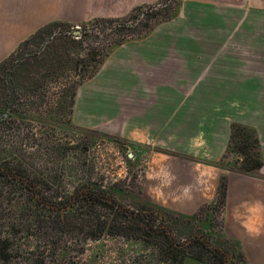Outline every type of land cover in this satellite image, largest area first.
<instances>
[{"label": "crops", "instance_id": "crops-1", "mask_svg": "<svg viewBox=\"0 0 264 264\" xmlns=\"http://www.w3.org/2000/svg\"><path fill=\"white\" fill-rule=\"evenodd\" d=\"M151 1L0 0V62L49 23L79 25L96 17L120 16ZM180 3L172 22L142 40L117 47L106 58L79 87L74 114L95 115L75 117L79 127L172 150L155 151L150 145L156 155L142 195L173 211L193 214L217 196L224 170L213 162L226 150L232 122L257 129L264 156V96L252 92L264 89V0ZM212 74H217L215 85L209 81ZM102 78L111 90H106L108 99L102 104L124 109L88 110L84 100L93 99L95 93L85 86L96 80L101 90ZM209 89L216 92L210 94ZM196 90L202 92L194 97ZM239 105L258 107L257 112L248 110L235 119L225 115V107ZM219 122L227 123L221 142L208 133ZM260 171L264 173V166ZM227 173L225 234L241 243L250 264H264V178Z\"/></svg>", "mask_w": 264, "mask_h": 264}, {"label": "rangeland", "instance_id": "rangeland-1", "mask_svg": "<svg viewBox=\"0 0 264 264\" xmlns=\"http://www.w3.org/2000/svg\"><path fill=\"white\" fill-rule=\"evenodd\" d=\"M166 1L168 0H153L140 5L160 7L162 2ZM180 4V0H171L169 4H164L163 7L165 8L159 10L161 11L159 17H154V20L146 22L147 25L144 30L151 29L150 33L143 37L138 35L136 38L126 40L120 47L129 42L142 40L150 36L155 30L157 31L161 25L172 22V19L163 21L161 19L164 16L166 17L168 13H171V15L176 14L180 9ZM137 6H134L123 15L110 18L128 17ZM175 8L176 10H174ZM155 22L156 24L152 27ZM69 29L81 31L82 27L75 26ZM54 31H49L46 36L39 37L19 53L17 58H26L21 65L17 66L16 63L14 67L11 64L0 69V167H14L15 164L21 163V167L25 171L39 173L36 179L41 182L43 180V182H37V189L51 196L68 197L75 192V188L90 181L97 185L103 184L108 189H112L113 192L120 191L123 195L136 198L141 194V191L143 192L147 175L151 171V159L156 155L152 153L153 149L150 145H154L155 151L171 152L172 150L164 148L165 145L159 146L156 143L151 144V142L150 144L147 142H124L121 144L114 138L118 136L103 134L95 129L82 126V128L96 132L97 135L84 133L74 127L78 125L75 117H80L79 114L77 116L74 114L75 109L77 111L78 107L76 108L74 104L75 107L70 108L71 99L67 98L63 101L61 97L66 94V91L67 93L70 92L69 89L73 85V81L82 79V75L85 73L88 58H85L82 65L76 66L77 61L80 59L79 51H81V47L93 48L99 46L101 48L105 41L102 38L92 36L86 39L84 43H80L79 40L73 39L79 38L76 35H68L64 39L61 37L62 45H65L66 50L60 48L56 51V58L52 56L53 45L48 49V42H51ZM55 40L54 46L58 44L59 38L57 37ZM65 41L66 43H64ZM60 62V70L59 68L51 70L55 68V63L60 64ZM212 62L216 64V59H212ZM214 67L216 68V66ZM41 74L46 77L36 84L31 83L30 79L32 77L38 76L40 78ZM258 75L260 76V74ZM199 76V74L194 75V77ZM216 77L217 74L209 75V81L213 82V85L216 83ZM99 85H101V90L97 89L96 80L85 86L86 89L94 90L95 93L93 99L90 100L86 96L84 100L88 104V110L97 112L104 109L108 113L111 110L114 112L125 108L123 106L102 104L106 103V99H108L105 97L106 90L109 92L111 90L105 88L106 83L103 78ZM12 88L15 96L17 95L18 103L25 96L28 97V105L25 101V105H17L19 110L23 111V117L18 115L11 118L9 115L2 114V111L7 107L6 104L9 101ZM195 92L199 94L202 91L196 90L194 94ZM208 92L213 94L216 91L209 89ZM252 92L253 95L258 96L261 94L264 96V89ZM196 96L195 94L194 97ZM132 108L133 111L139 110V107ZM257 108L239 105L225 107L224 112L225 115H231L235 119L236 115L243 116L248 110L257 112ZM209 110L212 111L210 107ZM253 114L256 115L257 113L253 112ZM96 116L99 118L100 114L98 113ZM93 117H95L94 114L83 113L80 118ZM226 125L227 123L219 122L214 131L208 132L210 137L221 142L227 135ZM159 141V138H156V142ZM232 160H235L234 156L226 162ZM210 161L213 160L210 159ZM259 174L264 178V173L260 171ZM32 193L23 184L18 183L13 175L4 177L0 174V235L11 237L9 249L4 253L6 258L0 256V264H68L71 261H59L55 256L58 255L62 243H57L54 246L55 261L50 260L51 257H48V252L47 255L40 252V255H46L43 260L36 262L32 260L30 246L38 245L40 251L53 246L51 242H45L41 237L43 234L39 233L40 235L36 238L35 229L31 231V234H33L29 238L25 237L27 234L20 229L18 230V239L16 236L14 238L11 235V224L14 215L10 206L11 202ZM182 237L184 236L179 235V238ZM138 240V238H128L120 235H105L99 240L86 241H79L74 238L71 243L73 247L70 249V254L77 257L72 260V264H168L157 257L152 243L143 246ZM239 244L241 245L240 242ZM185 264L204 263L189 259Z\"/></svg>", "mask_w": 264, "mask_h": 264}, {"label": "trees", "instance_id": "trees-1", "mask_svg": "<svg viewBox=\"0 0 264 264\" xmlns=\"http://www.w3.org/2000/svg\"><path fill=\"white\" fill-rule=\"evenodd\" d=\"M170 1L162 2L160 7L156 5L137 6L130 16L125 18L96 17L90 22L79 25L82 27L81 34H74V29H69L77 25L64 22L49 23L23 41L11 56L0 62V69L11 64L14 67L16 63L17 66L21 65L26 58H17L19 53L52 30H55V33L51 42H48L50 45H48V49L53 45L52 56L56 58V51L60 48L66 50L65 45H62V39L68 35L79 36V38L73 39L79 40L80 43H84L92 36L104 39L105 43L101 48L86 46L81 47V51H79L80 59L76 66L82 65L85 58H88L87 68L82 79L73 81V85L69 89L70 92L66 91V94L61 97L63 101L70 98V108L73 109L80 85L92 78L106 58L123 42L136 38L138 35L143 37L150 33L151 29L144 30L146 22L154 20V17L158 18L161 14L159 10L164 9L163 5L169 4ZM175 16V13L172 15L168 13L161 21L172 19ZM155 24L156 22L152 27ZM57 37L59 42L54 46ZM58 68L60 70L61 62L60 64L55 63V68L50 69ZM45 77L44 74H41L40 78L35 76L30 81L36 84ZM27 100L28 97L25 96L18 103L17 95L15 96L12 88L7 107L2 111V114L9 115L11 118L18 115L23 117V111H20L17 105L24 104V101L28 105ZM74 127L81 132L97 135L94 131L79 126ZM114 138L118 143L126 142L124 139ZM230 156H234L235 160L226 162L231 158ZM213 164L225 171L220 178L217 196L213 202L204 203L193 214L180 213L147 201L143 198L142 191L135 198L123 195L120 191L113 192L103 184L97 185L90 181L75 188V192L68 197L51 196L37 189L39 180L36 177L39 173L25 171L22 169L21 163L15 164L14 167H0L2 176L13 175L18 183L33 192L31 195L11 202L10 206L14 214L11 235L17 238L20 229L27 234L25 237L29 238L33 234L31 231L35 229L36 238L43 234L41 237L45 242L53 244V246L47 247L48 249L41 251L38 245L30 246V254L35 262L43 260L48 252L50 260L71 261L68 264H72V260L77 257L70 254L74 238L86 241L99 240L105 235H120L138 238L143 246L152 243L157 257L168 264H185L189 259L204 264H250L239 242L224 234V212L227 205L229 180L226 172L261 177L259 173L264 166V156L257 129L242 122H232L226 150L220 160ZM39 182L42 183L43 180ZM179 235L184 237L179 238ZM10 240V236L0 235V256L5 257L4 253L9 249ZM57 243H62V246L58 255H55L57 256L55 259L54 246ZM40 252L46 255H40Z\"/></svg>", "mask_w": 264, "mask_h": 264}, {"label": "water", "instance_id": "water-1", "mask_svg": "<svg viewBox=\"0 0 264 264\" xmlns=\"http://www.w3.org/2000/svg\"><path fill=\"white\" fill-rule=\"evenodd\" d=\"M74 33H75V34H80L81 31H80V30H75ZM131 155H132V154H131Z\"/></svg>", "mask_w": 264, "mask_h": 264}, {"label": "built area", "instance_id": "built-area-1", "mask_svg": "<svg viewBox=\"0 0 264 264\" xmlns=\"http://www.w3.org/2000/svg\"><path fill=\"white\" fill-rule=\"evenodd\" d=\"M77 27H80L79 25H77Z\"/></svg>", "mask_w": 264, "mask_h": 264}]
</instances>
